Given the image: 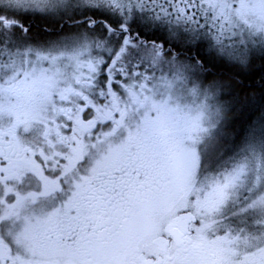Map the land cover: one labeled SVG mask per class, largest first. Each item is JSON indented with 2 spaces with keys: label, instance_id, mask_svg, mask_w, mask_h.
Returning <instances> with one entry per match:
<instances>
[{
  "label": "snow or ice",
  "instance_id": "snow-or-ice-1",
  "mask_svg": "<svg viewBox=\"0 0 264 264\" xmlns=\"http://www.w3.org/2000/svg\"><path fill=\"white\" fill-rule=\"evenodd\" d=\"M0 264H264V0H0Z\"/></svg>",
  "mask_w": 264,
  "mask_h": 264
}]
</instances>
